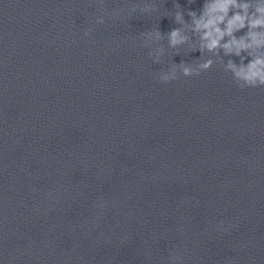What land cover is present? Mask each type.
<instances>
[{
	"label": "clouds",
	"instance_id": "9594fccd",
	"mask_svg": "<svg viewBox=\"0 0 264 264\" xmlns=\"http://www.w3.org/2000/svg\"><path fill=\"white\" fill-rule=\"evenodd\" d=\"M195 0H191L194 3ZM176 9L174 22L179 25L167 33L159 29L147 33L148 39H167L168 47L179 50L189 44L195 37L198 44L190 45L191 52H205L219 54L223 51L225 56L240 57V64L229 60L227 68L240 88L264 87V2L261 0H204L199 13L187 10L190 20H185V10L179 3L174 4ZM144 11H153L152 5H146ZM103 18L97 23H103ZM243 32V35L237 33ZM90 30L85 32V36ZM162 49L160 53H162ZM255 53V54H254ZM247 61L245 63L244 61ZM159 61V54L156 62ZM212 59L204 60L196 67L191 62L181 61L175 63L170 74H161L159 80L169 83L176 80V68H179L184 77L199 76L212 67Z\"/></svg>",
	"mask_w": 264,
	"mask_h": 264
},
{
	"label": "water",
	"instance_id": "95a60500",
	"mask_svg": "<svg viewBox=\"0 0 264 264\" xmlns=\"http://www.w3.org/2000/svg\"><path fill=\"white\" fill-rule=\"evenodd\" d=\"M134 0H0V63L75 33Z\"/></svg>",
	"mask_w": 264,
	"mask_h": 264
}]
</instances>
